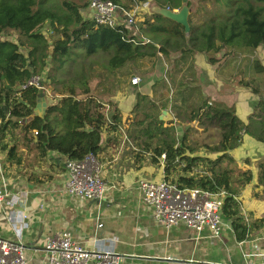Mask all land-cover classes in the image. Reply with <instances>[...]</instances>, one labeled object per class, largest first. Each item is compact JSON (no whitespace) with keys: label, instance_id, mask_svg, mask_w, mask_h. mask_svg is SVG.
Returning a JSON list of instances; mask_svg holds the SVG:
<instances>
[{"label":"trees","instance_id":"16d2710c","mask_svg":"<svg viewBox=\"0 0 264 264\" xmlns=\"http://www.w3.org/2000/svg\"><path fill=\"white\" fill-rule=\"evenodd\" d=\"M101 1H109L125 12L142 2ZM89 2L0 0V131L20 128L31 135L40 158L57 153L65 160H82L101 152L102 133L121 129L140 153L150 155L152 164L164 156L166 181L182 189L224 191L222 218L232 222L237 238L242 240L246 229L238 217L239 203L235 199L251 182V174L236 172L227 152L239 146L243 135L264 144V100L244 124L233 108L208 104L198 88L182 79L171 83L170 98L163 108L172 113L175 123L160 122L155 102L141 95L132 117L123 121L119 111H107L90 95V83L105 81L109 70H121L144 59L155 60L157 55L167 62L171 54H178L179 58L172 61L176 69L195 54L205 55L213 65V56L224 49L252 53L259 47L264 49V0H189L188 8L194 7L195 11L189 17L187 35L181 26L152 12L130 29L96 25L82 16ZM151 4L171 11L181 8L180 0H151ZM203 4L210 5L211 14L201 7ZM45 26L54 37L50 43L42 33ZM9 32L17 34L15 42L1 39ZM254 67L264 75V60L263 66L255 61ZM32 76H40L41 86L59 96L41 118L34 116L33 109L42 91H18ZM165 86L163 82L161 87ZM10 118L29 122L20 126ZM193 123L203 130L215 128L220 132L219 143L204 149L223 154L221 157L214 161L191 157L196 150L189 140ZM176 127L184 129L180 138ZM258 172L264 200L263 164L258 165Z\"/></svg>","mask_w":264,"mask_h":264},{"label":"crops","instance_id":"0c3cea01","mask_svg":"<svg viewBox=\"0 0 264 264\" xmlns=\"http://www.w3.org/2000/svg\"><path fill=\"white\" fill-rule=\"evenodd\" d=\"M153 7L155 5L151 4L149 12ZM201 7L211 14L209 4ZM189 11L190 17L194 7ZM83 12L82 16L90 19V11ZM149 12L138 15L137 22ZM117 17L122 23V16L118 14ZM213 57L216 63L212 65L205 55L195 54L188 63L176 69L172 61L179 58L178 54H171L167 62L161 55L155 60L144 59L121 70H109L108 85L98 81L90 95L107 111H119L123 121L132 117L137 97L147 96L155 102L159 113L168 112L171 122L175 123L172 113L163 108L170 98L171 83L183 79L184 83L190 81L192 87L198 88L208 104L233 108L238 120L247 124L257 104L264 100V75L254 67L255 61L263 66L264 49L259 47L253 53L224 49ZM135 74L142 79L137 77L140 84L136 87L130 84ZM111 81L117 84L111 85ZM163 82L164 88L161 87ZM41 94L46 108L59 97L52 95L46 86ZM191 128L200 133L203 141L191 157L214 161L223 155L204 149V146L213 147L219 143L217 129L208 128L203 133L195 123ZM183 132L184 129L176 127L178 138ZM30 140L31 135L20 128L8 127L0 131V186L6 193L0 204V239L20 243L26 264H43V238L63 230L69 231L73 239L87 249L110 247L121 257V264H242V253H247L253 243H259L264 250V200L258 184V165H264V144L247 135L242 136L237 148L227 152L236 172L251 174V182L236 198L238 217L246 229L242 240L237 238L238 232L232 222L223 218L219 239H212L207 231L196 235L183 225L170 229L157 225L151 210L142 203L138 183L163 180V161L159 159L157 164H152L150 155L140 153L121 129L114 133L104 132L101 136V152L97 159L108 191L99 204L68 196L63 189L65 159L57 153L40 158ZM18 213L26 218L21 225L17 224L15 231L11 217Z\"/></svg>","mask_w":264,"mask_h":264},{"label":"built area","instance_id":"2783aa9c","mask_svg":"<svg viewBox=\"0 0 264 264\" xmlns=\"http://www.w3.org/2000/svg\"><path fill=\"white\" fill-rule=\"evenodd\" d=\"M151 9V0H142L132 11L125 12L109 1L90 0L87 10L90 19L96 25L115 28L124 26L130 29L137 22L140 14ZM123 18L118 22L117 15ZM42 78L32 76L18 88L19 92L28 89L42 91ZM131 86H138L140 79L133 77ZM19 97V94H17ZM164 160V156L160 158ZM65 179L64 192L77 200L100 203L103 201L108 185L102 177V166L97 157L87 155L82 160L64 161ZM198 174L205 173L197 171ZM196 172V173H197ZM138 189L142 203L151 210L153 221L170 229L183 225L187 230L199 235L207 231L212 239H219L222 231V206L226 193L219 191L210 193L197 189H182L165 179L159 182L140 181ZM6 193L0 186V204L4 202ZM236 200V199H235ZM18 213L11 217L16 231L17 224L24 220ZM43 264H121V257L113 249L96 246L85 248L75 241L69 231L63 230L43 238ZM242 264H264V250L259 243L252 244L247 253H242ZM0 264H26L24 249L20 243L0 239ZM199 264H232V263H199Z\"/></svg>","mask_w":264,"mask_h":264},{"label":"water","instance_id":"95a60500","mask_svg":"<svg viewBox=\"0 0 264 264\" xmlns=\"http://www.w3.org/2000/svg\"><path fill=\"white\" fill-rule=\"evenodd\" d=\"M180 1H181V8L176 12H173L170 9L160 8L157 6L153 7L151 12L160 15L163 18L168 19L174 22L175 24L181 26L183 28L184 33L187 35L189 34L190 31V26L188 23L189 15H190V11L188 8L189 0H180ZM4 112L5 114H7V111ZM33 112H36L38 114L37 116L40 118L45 115L46 104L44 102V97L42 94L38 96L36 100V106L33 109ZM10 120L21 125H25L26 123L29 122L28 119H19V118H10ZM158 120L160 122L167 123V122H171L172 118L168 112L162 111L158 117Z\"/></svg>","mask_w":264,"mask_h":264},{"label":"rangeland","instance_id":"374dc122","mask_svg":"<svg viewBox=\"0 0 264 264\" xmlns=\"http://www.w3.org/2000/svg\"><path fill=\"white\" fill-rule=\"evenodd\" d=\"M68 1H80V0H68ZM79 3H81V2H79ZM86 12V11H85ZM85 12H83V14L85 13ZM49 27L48 26H45L44 28H42V33H43V35L45 36V37H47V39H48V41H49V43L51 42V41H53V39H54V37H53V35H51V32L49 31V29H48ZM1 39H3V40H9V41H13V42H15L16 40H17V34H15V33H12V32H9V33H7V34H4V35H2L1 36ZM147 66L145 65V68H146ZM136 75V77H139V75H137V74H135ZM115 76V75H114ZM140 78V77H139ZM141 79V78H140ZM142 80V79H141ZM112 81H114V79H113V77H112ZM111 81V85H116L117 83H115L116 82V80H115V82H112ZM96 83H98V81H94V82H92V83H90V91H92V90H94V86L96 85ZM103 84H105V85H108V81H107V79L105 80V82L103 83ZM93 92V91H92ZM140 118V117H139ZM198 127V126H197ZM207 131V129L206 130H204L203 131V133H205ZM218 131V130H217ZM219 132V131H218ZM220 133V132H219ZM202 134V133H201ZM189 140L191 141V145L193 146V147H198L199 145H201V143L203 142L202 140H201V137H200V133H198L194 128H192L191 129V131H189Z\"/></svg>","mask_w":264,"mask_h":264}]
</instances>
